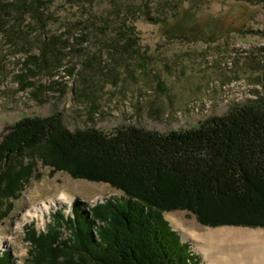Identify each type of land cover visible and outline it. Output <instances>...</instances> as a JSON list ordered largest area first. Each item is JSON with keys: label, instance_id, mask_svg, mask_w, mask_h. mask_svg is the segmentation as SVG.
I'll list each match as a JSON object with an SVG mask.
<instances>
[{"label": "rangeland", "instance_id": "obj_1", "mask_svg": "<svg viewBox=\"0 0 264 264\" xmlns=\"http://www.w3.org/2000/svg\"><path fill=\"white\" fill-rule=\"evenodd\" d=\"M25 1L38 3L46 26L25 20L0 35V141L25 118L60 115L73 132L94 128L110 135L137 127L168 134L195 129L239 105L264 108V0ZM123 21L134 26L131 46L115 37ZM28 56L36 59L25 71L21 61ZM36 174L0 220V253L10 252L13 264H26L25 228L32 222L45 232L54 213L61 209L67 217L74 201L87 211L123 198L105 183L51 175L41 163ZM61 192L67 203L25 217ZM164 218L209 264L182 227L194 235L218 228L200 225L187 211ZM61 233L68 237L67 230Z\"/></svg>", "mask_w": 264, "mask_h": 264}, {"label": "trees", "instance_id": "obj_2", "mask_svg": "<svg viewBox=\"0 0 264 264\" xmlns=\"http://www.w3.org/2000/svg\"><path fill=\"white\" fill-rule=\"evenodd\" d=\"M37 4L0 0V35L25 20L44 28L46 15ZM115 33L125 46L136 42L126 21ZM31 59L21 61L25 71ZM39 163L51 175L108 184L123 198L88 211L74 201L71 214L57 210L45 232L29 224L26 264H203L165 220L164 213L175 211L210 228L264 229V108L257 105H239L195 129L168 134L137 127L110 135L94 128L73 132L60 115L22 119L0 141V220L39 177ZM12 259L0 253V264Z\"/></svg>", "mask_w": 264, "mask_h": 264}, {"label": "bare ground", "instance_id": "obj_3", "mask_svg": "<svg viewBox=\"0 0 264 264\" xmlns=\"http://www.w3.org/2000/svg\"><path fill=\"white\" fill-rule=\"evenodd\" d=\"M68 200V195L61 192L59 197L29 210L25 217H42L50 207L58 202L67 203ZM177 224L182 227L180 223ZM182 231L194 238L198 250L203 253L209 264H264V230L262 229L223 227L197 235L184 227Z\"/></svg>", "mask_w": 264, "mask_h": 264}, {"label": "water", "instance_id": "obj_4", "mask_svg": "<svg viewBox=\"0 0 264 264\" xmlns=\"http://www.w3.org/2000/svg\"><path fill=\"white\" fill-rule=\"evenodd\" d=\"M87 211H88V208H87ZM171 228H172V227H171ZM172 230H173V231H175L173 228H172ZM180 238H181V242H182V243H186V241H185V240H183V238H182V237H180Z\"/></svg>", "mask_w": 264, "mask_h": 264}, {"label": "crops", "instance_id": "obj_5", "mask_svg": "<svg viewBox=\"0 0 264 264\" xmlns=\"http://www.w3.org/2000/svg\"><path fill=\"white\" fill-rule=\"evenodd\" d=\"M203 258L207 261V259L205 257H203Z\"/></svg>", "mask_w": 264, "mask_h": 264}]
</instances>
